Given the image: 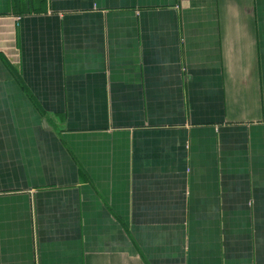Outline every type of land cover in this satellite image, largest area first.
Masks as SVG:
<instances>
[{"label":"crops","instance_id":"0c3cea01","mask_svg":"<svg viewBox=\"0 0 264 264\" xmlns=\"http://www.w3.org/2000/svg\"><path fill=\"white\" fill-rule=\"evenodd\" d=\"M0 264H264V0H0Z\"/></svg>","mask_w":264,"mask_h":264}]
</instances>
